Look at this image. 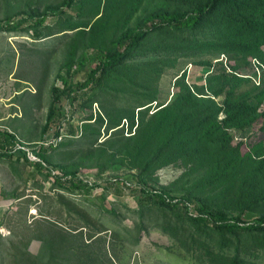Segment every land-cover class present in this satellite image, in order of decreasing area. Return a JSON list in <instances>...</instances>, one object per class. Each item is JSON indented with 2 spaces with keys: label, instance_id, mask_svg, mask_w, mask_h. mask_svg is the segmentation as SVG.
Wrapping results in <instances>:
<instances>
[{
  "label": "rangeland",
  "instance_id": "1",
  "mask_svg": "<svg viewBox=\"0 0 264 264\" xmlns=\"http://www.w3.org/2000/svg\"><path fill=\"white\" fill-rule=\"evenodd\" d=\"M62 1L0 0V131L11 132L16 137L14 147H30L43 163L39 170L25 150L7 153L0 148L4 167L0 173V264H77V258L84 260L82 249L96 251L90 257L98 264L102 250L112 264H209L182 247L184 242L192 249L193 235L226 257L239 255L264 264L263 231L239 229L222 235L214 221L207 223L183 200L164 207L143 205L138 179L151 190L168 188L170 200L183 199L191 190L208 203L236 208L229 205L228 194L196 184L205 177L200 171L179 161L146 174L117 162L115 154L118 140L133 134L142 116H150L175 93L189 91L210 96L219 105L230 93L258 105L252 125L232 132L233 143L242 142L243 153L264 147V57L200 52L192 46L191 32L156 31L126 50L99 84L82 90L78 86L95 62L82 65L79 56L90 43L89 27L84 28L87 31L70 29L73 22L91 26L108 10L104 43L109 46L145 10L159 5L175 8L182 1L145 0L127 21L122 0H115L112 7L111 0H77L73 8L48 16L44 23H36V17L21 21ZM9 17L14 23L7 22ZM79 67L84 70L77 77ZM55 86L61 89V101L52 124L43 131ZM45 139L54 144L57 140V145L44 152L40 143ZM72 171L98 184L91 195L69 189L66 178L71 176L64 175ZM172 184L178 188H170ZM259 210L242 215L244 221H255L264 207Z\"/></svg>",
  "mask_w": 264,
  "mask_h": 264
},
{
  "label": "trees",
  "instance_id": "2",
  "mask_svg": "<svg viewBox=\"0 0 264 264\" xmlns=\"http://www.w3.org/2000/svg\"><path fill=\"white\" fill-rule=\"evenodd\" d=\"M76 1L63 0L58 5H48L42 12L25 16L21 21L27 22L28 19L36 17V23H44L48 16L60 15L66 8H73ZM144 1L122 0L127 21L131 20ZM177 1L182 2L175 8L159 5L145 10L138 16L136 23L123 28L109 46L104 43L108 30V10L91 26L73 22L70 29L80 28L79 30L87 31L84 28L89 27L90 43L79 56L82 65L91 60L95 62V66L88 71L86 80L77 81L80 82L78 87L84 90L99 84L102 76L114 67L118 59L123 58L126 50L135 48L143 38L156 31L191 32L195 36L192 46L199 48L197 50L200 52L217 51L238 53L250 58L264 57V0ZM114 2L115 0H111L110 7ZM7 22L12 24L14 19L9 17ZM83 70L82 67L76 68V76L82 75ZM227 75L229 76L228 73ZM61 78L66 86L69 85L67 78ZM60 90L58 86L53 88V100L43 131L53 122L55 107L61 101ZM221 112L224 113L223 117H220ZM257 115L258 105L236 93L227 94L222 105L210 96H198L190 91L185 94L175 93L168 103L150 116H142L133 134L118 140L115 151L119 157L117 162L139 168L146 174H154L165 165L184 161L193 171H200L205 176L196 184H200L204 190L228 194L229 205L236 204L237 207L232 209L208 203L191 190L183 199L170 200L168 188L151 190L144 186L142 179H138L137 182L142 185L140 192L143 193V205L155 204L164 207L183 200L190 210L193 207L198 216H204L207 223L214 221L215 230L222 235L235 234L239 229L264 232V212L251 222L244 221L242 217L257 213L260 207H264V147H255L252 152L243 153L242 142L234 145L232 135L233 131H241L252 125ZM62 125L63 122L58 124L59 127ZM134 125H131V129ZM70 132L74 134L75 130L71 129ZM15 141L16 137L11 132L0 131L1 150L11 153L16 146ZM40 149L45 152L48 147L41 146ZM34 164L39 170L43 167L40 161ZM54 166L61 168L60 165ZM67 175L71 176L66 178L69 189L75 193L91 195L98 186L79 178L76 171L65 172L64 177ZM58 181L63 184L60 179ZM177 182L179 181H174V184ZM109 183L117 186L116 181ZM174 184L170 188H178ZM192 238V249L184 242L181 245L188 251L193 250V256L199 262L217 264L221 258L220 264H256L239 255L226 257L195 235ZM79 252L84 260L77 258V264H98L90 257L97 254L96 251L82 249ZM98 256L102 257L100 264H112V258L107 253L104 255L103 250Z\"/></svg>",
  "mask_w": 264,
  "mask_h": 264
},
{
  "label": "built area",
  "instance_id": "3",
  "mask_svg": "<svg viewBox=\"0 0 264 264\" xmlns=\"http://www.w3.org/2000/svg\"><path fill=\"white\" fill-rule=\"evenodd\" d=\"M52 144H54V141H52V140H48V139H45L44 141H41V143H40V147H41V146L49 147V146H51ZM54 145H57V140L55 141V144H54ZM18 149H23V150H25V151L28 153L29 158L32 159L33 161H38V160H40V158H39L37 155L34 154L33 149H31L30 147L19 145V146H17V147H13L12 152H15V151L18 150Z\"/></svg>",
  "mask_w": 264,
  "mask_h": 264
},
{
  "label": "crops",
  "instance_id": "4",
  "mask_svg": "<svg viewBox=\"0 0 264 264\" xmlns=\"http://www.w3.org/2000/svg\"><path fill=\"white\" fill-rule=\"evenodd\" d=\"M0 166H1V165H0ZM3 170H4V167L1 166V168H0V173H1V175H2Z\"/></svg>",
  "mask_w": 264,
  "mask_h": 264
}]
</instances>
